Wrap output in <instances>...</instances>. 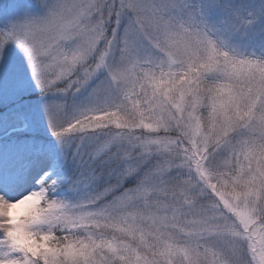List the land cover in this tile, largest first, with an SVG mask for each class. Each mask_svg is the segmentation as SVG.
Masks as SVG:
<instances>
[{"label":"snow or ice","instance_id":"snow-or-ice-1","mask_svg":"<svg viewBox=\"0 0 264 264\" xmlns=\"http://www.w3.org/2000/svg\"><path fill=\"white\" fill-rule=\"evenodd\" d=\"M0 264H264V0L0 17Z\"/></svg>","mask_w":264,"mask_h":264},{"label":"rangeland","instance_id":"rangeland-1","mask_svg":"<svg viewBox=\"0 0 264 264\" xmlns=\"http://www.w3.org/2000/svg\"><path fill=\"white\" fill-rule=\"evenodd\" d=\"M237 2L251 7L256 0H237ZM30 3L31 0H0V17L15 15L21 8L30 5Z\"/></svg>","mask_w":264,"mask_h":264}]
</instances>
